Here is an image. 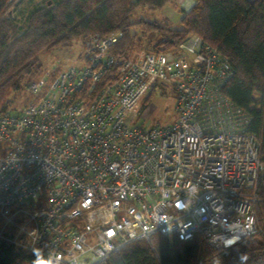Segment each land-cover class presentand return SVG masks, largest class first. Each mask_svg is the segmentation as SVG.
<instances>
[{
  "label": "built area",
  "instance_id": "1",
  "mask_svg": "<svg viewBox=\"0 0 264 264\" xmlns=\"http://www.w3.org/2000/svg\"><path fill=\"white\" fill-rule=\"evenodd\" d=\"M122 37H85L79 66L27 82L26 104L0 112V240L48 264H100L155 234L227 246L259 233L264 163L250 116L222 92L228 56L191 35L118 57ZM161 87L176 120L132 125Z\"/></svg>",
  "mask_w": 264,
  "mask_h": 264
},
{
  "label": "trees",
  "instance_id": "2",
  "mask_svg": "<svg viewBox=\"0 0 264 264\" xmlns=\"http://www.w3.org/2000/svg\"><path fill=\"white\" fill-rule=\"evenodd\" d=\"M169 3L181 14L178 27L131 19L136 8L162 11ZM5 13L6 0H0V112L8 109L9 96L22 88L45 50L68 46L92 34L122 31L123 37L111 53L128 57L129 51L142 45L135 26L158 35L152 51H177L189 36L199 35L228 56L233 74L222 92L250 116L249 131L258 137L264 163V0H194L189 10L177 6L175 0H52L36 6L24 21ZM116 72L113 67L105 79L114 78ZM154 93L153 88L146 103ZM4 152L0 143V156ZM259 192L264 200V179ZM259 219V233L227 246H215L201 238L181 240L173 234H155L129 242L100 264H264L261 211ZM0 264L48 263L40 253L1 241Z\"/></svg>",
  "mask_w": 264,
  "mask_h": 264
},
{
  "label": "rangeland",
  "instance_id": "3",
  "mask_svg": "<svg viewBox=\"0 0 264 264\" xmlns=\"http://www.w3.org/2000/svg\"><path fill=\"white\" fill-rule=\"evenodd\" d=\"M51 1L52 0H6L5 14L14 17L17 21H24L27 14L36 6L46 5ZM192 1L194 2V0ZM167 7L166 14L159 10L139 7L133 12L131 19L134 22L145 19L148 21H156L163 25L168 24L171 27H178L180 25V20L174 18V15H177L175 13L178 12L174 13L169 10L171 9L169 6ZM182 7H184V5H182ZM169 13H174V15ZM133 30L136 31L138 37L142 38V45L141 47H135L129 51L128 57L140 59L146 53L152 51V44L159 38L156 33L146 31L143 26H135ZM83 40L82 38H77L68 46H58L51 50L41 52L38 55L39 62L37 68L26 77L22 88L9 96L8 108L18 110L26 104L28 101V94L25 90V84L27 82L41 77L44 73L49 71L58 72L69 66H79L81 64ZM175 105L176 94L172 88L161 87L150 96L146 108L137 116L131 117V124L148 128L172 123L177 117ZM137 111H139V109L135 112ZM2 226H4V224L0 223V227Z\"/></svg>",
  "mask_w": 264,
  "mask_h": 264
},
{
  "label": "crops",
  "instance_id": "4",
  "mask_svg": "<svg viewBox=\"0 0 264 264\" xmlns=\"http://www.w3.org/2000/svg\"><path fill=\"white\" fill-rule=\"evenodd\" d=\"M175 3H176V5L177 6H180V7H182V5H184V7H182L183 9H185V10H189L190 9V7L192 6V4H193V1L192 0H175ZM187 3V4H186ZM167 6H169L171 9H169V10H171V11H173L174 13L175 12H178V10L176 9V6H174L173 4H167L165 7H164V9L162 10V12L164 13V14H166V8H168ZM174 13H169V14H172V15H174ZM175 14H177V15H174L175 17V19H179L180 20V18H181V14L178 12V13H175Z\"/></svg>",
  "mask_w": 264,
  "mask_h": 264
}]
</instances>
